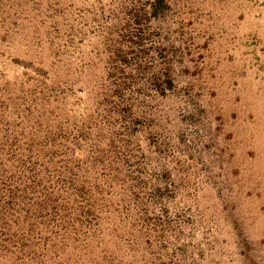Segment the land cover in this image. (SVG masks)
Listing matches in <instances>:
<instances>
[{
    "label": "rangeland",
    "instance_id": "374dc122",
    "mask_svg": "<svg viewBox=\"0 0 264 264\" xmlns=\"http://www.w3.org/2000/svg\"><path fill=\"white\" fill-rule=\"evenodd\" d=\"M0 264H264V0H0Z\"/></svg>",
    "mask_w": 264,
    "mask_h": 264
},
{
    "label": "trees",
    "instance_id": "16d2710c",
    "mask_svg": "<svg viewBox=\"0 0 264 264\" xmlns=\"http://www.w3.org/2000/svg\"><path fill=\"white\" fill-rule=\"evenodd\" d=\"M159 5H160V4L155 5V9H157V8L159 7Z\"/></svg>",
    "mask_w": 264,
    "mask_h": 264
}]
</instances>
